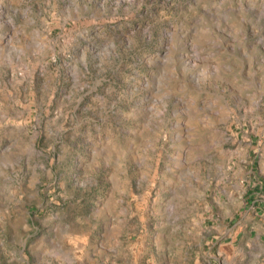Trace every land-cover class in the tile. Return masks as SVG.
Masks as SVG:
<instances>
[{
  "label": "rangeland",
  "instance_id": "1",
  "mask_svg": "<svg viewBox=\"0 0 264 264\" xmlns=\"http://www.w3.org/2000/svg\"><path fill=\"white\" fill-rule=\"evenodd\" d=\"M0 264H264V0H0Z\"/></svg>",
  "mask_w": 264,
  "mask_h": 264
}]
</instances>
